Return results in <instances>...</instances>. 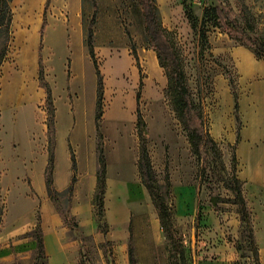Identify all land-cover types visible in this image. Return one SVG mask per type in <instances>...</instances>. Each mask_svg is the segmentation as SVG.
<instances>
[{"label":"rangeland","instance_id":"obj_1","mask_svg":"<svg viewBox=\"0 0 264 264\" xmlns=\"http://www.w3.org/2000/svg\"><path fill=\"white\" fill-rule=\"evenodd\" d=\"M46 2H39L31 19L29 0L11 1L12 37L0 73V231L22 219L28 228L23 237L35 242L32 263L48 264L39 242L43 234L42 207L49 200L62 220L70 264H131L129 246L135 264H215L219 257L212 250L215 242H226L235 249L233 264H261L255 258V247L235 196V188L240 187L245 198L237 154L245 122L240 105L237 115L234 92L240 103L252 83L264 82V69L257 68L264 66V56L258 57L252 49L240 45L227 31L212 23L201 27V22L209 7L226 6L239 16L242 4L255 16L258 33L264 35V0H156L162 24L180 57L191 98L202 112L204 132L216 143V147L201 145L199 152L191 145L174 110L166 71L147 37L138 0H50L48 8ZM44 21L47 27L42 58L55 109V161L57 150L61 163L64 149L71 157L70 142L79 163L73 191L64 193V189L54 198L46 185L44 191L39 187L52 142L47 92L39 77ZM90 30L95 60L86 45ZM238 49L249 53L253 61L247 63L242 56L244 63L240 65L235 58ZM29 51L32 56L28 63ZM115 57H126L135 78L114 71ZM95 62L103 78V138L96 129ZM28 70L30 105L24 106L23 112H11V86ZM138 94L154 198L143 185L138 168ZM122 97H129L132 104L123 118L112 113L111 106ZM12 115L17 116L15 121ZM100 143L107 161L101 209L95 207ZM161 202L172 221L168 230L161 224ZM247 207L255 233L252 211ZM209 228H217L222 234L204 237V230ZM255 242L257 245L256 237Z\"/></svg>","mask_w":264,"mask_h":264},{"label":"trees","instance_id":"obj_2","mask_svg":"<svg viewBox=\"0 0 264 264\" xmlns=\"http://www.w3.org/2000/svg\"><path fill=\"white\" fill-rule=\"evenodd\" d=\"M12 0H0V73L3 64L6 62L9 46L12 37V22L13 13L11 9ZM141 6L145 29L147 37L150 41L151 47L157 53L160 65L165 69L169 81L170 92L172 96L174 110L181 120L184 129L187 131L190 138L191 145L197 152L200 151V146L216 147L215 141L208 134L204 132V121L201 110L194 104L188 86L186 84V76L175 44L171 38L170 32L163 26L159 9L156 0H138ZM50 0L46 2L48 8ZM240 4V3H239ZM240 14H236L226 6H213L205 10L201 27H205L208 23L212 26L224 31H227L232 38H234L240 45L252 49L258 57L264 56V35L258 33L255 24V16L251 11L241 4L239 8ZM243 18V23L240 18ZM47 24L44 21L40 31V56H39V77L45 83L44 88L47 92V104L49 105V135L52 137V142L49 147L50 156L45 169V181L48 194L51 198L60 194L54 186L53 173L55 165V146H56V127H55V109L53 105L52 92L49 84L45 82L44 77V63L42 58V44L44 39V32ZM89 53L93 60H95V52L93 45V32L89 31L88 40L86 43ZM95 69L98 76V90H97V115H96V129L100 138H103L101 132L100 120L102 118V103H103V78L99 68L95 62ZM235 109L238 115L239 102L238 96L234 92ZM140 96L137 95V128L140 136V157L138 162L139 173L143 185L153 194V174L151 163L149 160L148 151L145 145V122L140 113L139 108ZM238 117V116H237ZM99 165L100 170L97 173V193L95 195V207L101 209L103 203V195L107 187V161L105 157L104 145L99 144ZM69 150L71 154L72 163V178L69 186L64 193H71L77 181L78 163L72 145L69 142ZM237 182L239 180H236ZM235 196L238 200L241 220L247 223L249 238L255 247V258L259 261V250L255 242L254 228L251 222V213L248 210L243 192L240 187L235 188ZM160 211V218L162 227L168 230L172 225L170 214L167 211L163 202L158 204ZM2 216L1 193H0V218ZM42 240V239H41ZM43 245V241L39 242V247ZM129 259L131 264H135V257L132 247L129 246Z\"/></svg>","mask_w":264,"mask_h":264},{"label":"crops","instance_id":"obj_3","mask_svg":"<svg viewBox=\"0 0 264 264\" xmlns=\"http://www.w3.org/2000/svg\"><path fill=\"white\" fill-rule=\"evenodd\" d=\"M242 56H246L247 63L253 61L249 53L245 50L238 49L235 51V58L242 66L244 63ZM247 68L250 72L253 71V68ZM257 68L263 70L264 66L258 65ZM239 105L241 117L245 122L241 130V139L237 145V154L240 162L239 177L244 185L247 205L252 211L260 263L264 264V82L256 81L252 83L248 88L246 97L240 99ZM65 151L64 149L62 163L59 161V150L56 153L53 180L57 191H63L71 182V157L69 158V155ZM45 169L42 172L44 180L39 185L41 191H44L46 185ZM78 211H74L75 215H78ZM42 213V241L48 264H70L66 258L69 244H67L63 237L62 220L53 209L49 200L44 201ZM27 229L22 219L21 221H15L12 225L4 226L1 229L0 264H14L16 260L17 264H33L32 258L35 242L30 237H23ZM218 233L220 235L222 234L217 228L205 229L204 237L214 236L217 238L219 236ZM214 244L212 250L219 255L215 264H233L235 260V249L226 242H215Z\"/></svg>","mask_w":264,"mask_h":264},{"label":"bare ground","instance_id":"obj_4","mask_svg":"<svg viewBox=\"0 0 264 264\" xmlns=\"http://www.w3.org/2000/svg\"><path fill=\"white\" fill-rule=\"evenodd\" d=\"M41 0H29V4L30 5V8H29V17H31V19H33L35 17V14H36V11H37V6L39 4ZM72 1V0H71ZM74 2V1H73ZM76 5V4H75ZM74 6V5H73ZM31 51L27 52L26 53V57H27V62H31ZM123 57V56H122ZM113 65H114V71L116 73H120V74H127V75H131V77H134L135 78V72L132 71L130 68H129V63H128V60L126 59V57L124 58H119V57H115L113 59ZM131 65V64H130ZM152 65V64H151ZM153 67V66H152ZM156 67V66H155ZM157 69V68H156ZM110 72H112L111 69H109ZM29 78H30V71L28 70L25 74H23L22 76L18 77L14 82H13V85L11 86V91L9 93V100H8V105L12 106L11 108V112H14V111H21L23 112L24 110V106H26L27 104L30 105V103H27V101L31 98V95H32V92L29 90ZM2 100V99H1ZM1 105H3L2 101H1ZM27 105V107H28ZM112 106V113L120 116V117H126L128 115V113L130 112L131 110V99L129 97H122L120 100H117L115 102H113V105ZM110 107V106H109ZM29 111V109H28ZM30 112V111H29ZM3 115V114H2ZM20 115V114H18ZM25 115V114H23ZM27 115V114H26ZM28 116V115H27ZM21 116H19L20 118ZM4 118V116H3ZM2 118V121L4 122ZM17 116L15 115H12L11 116V120H14L16 119ZM22 118L24 119L25 116H22ZM30 118V121L31 120V116L29 117ZM27 120V118H25ZM8 120V119H6ZM10 121V120H8ZM15 121V120H14ZM114 121V120H113ZM2 122V123H3ZM13 122V121H12ZM22 122V120L20 121ZM28 122V121H27ZM37 122V121H35ZM112 122V121H111ZM6 123V121H5ZM8 123V122H7ZM25 123V122H24ZM14 124V123H13ZM29 124V122H28ZM26 124V125H28ZM10 127L11 125L8 124ZM22 125V124H21ZM3 127V126H1ZM5 127V125H4ZM14 127V126H13ZM25 127V126H24ZM9 128V127H8ZM23 128V127H22ZM29 128H31L29 126ZM3 129V128H2ZM18 129V127L16 128ZM25 129V128H24ZM27 129V128H26ZM5 130V129H4ZM10 130V129H9ZM32 130V129H30ZM34 130V129H33ZM7 131V130H6ZM13 131V130H12ZM29 131V129H28ZM35 131V130H34ZM20 132V131H19ZM31 132V131H30ZM1 134H3L1 132ZM15 134V133H14ZM21 134V133H20ZM40 134V133H39ZM38 134V135H39ZM6 135V134H5ZM4 135V136H5ZM30 135V134H29ZM35 135V134H34ZM37 135V134H36ZM37 135V136H38ZM116 135V134H115ZM12 137V136H11ZM17 137V136H16ZM1 138V137H0ZM21 138V137H20ZM31 138V137H30ZM37 138V137H36ZM35 138V139H36ZM7 141V140H6ZM36 141V140H35ZM13 142V141H12ZM21 142V141H20ZM27 142V140H26ZM8 143V142H7ZM24 143H25V140H24ZM31 143V142H30ZM29 143V144H30ZM36 143V142H35ZM5 144V143H4ZM16 144V143H15ZM32 144V143H31ZM35 145V144H34ZM1 146V145H0ZM26 146V145H24ZM28 146V145H27ZM36 146V145H35ZM7 147V146H5ZM9 147V146H8ZM17 147V146H16ZM38 147V146H37ZM14 148V147H13ZM22 148V147H21ZM32 149V148H31ZM34 149V148H33ZM36 149V148H35ZM38 149V148H37ZM5 150V148H4ZM27 150V149H26ZM36 151V150H35ZM3 152V151H2ZM10 152V150H9ZM41 152V150H40ZM5 153H6V150H5ZM12 154V153H11ZM14 155V154H13ZM19 156V155H18ZM7 157V156H6ZM37 157V156H36ZM12 158V157H11ZM19 158V157H18ZM38 158V157H37ZM7 159V158H6ZM26 159V158H25ZM2 160V159H1ZM4 160V159H3ZM11 160V159H10ZM38 160V159H37ZM5 162V161H4ZM16 163V162H15ZM33 164V163H32ZM8 165V164H7ZM5 167V166H4ZM11 168V167H10ZM24 168V167H23ZM35 169V168H34ZM8 171V170H7ZM10 175V174H8ZM14 182V181H13Z\"/></svg>","mask_w":264,"mask_h":264}]
</instances>
